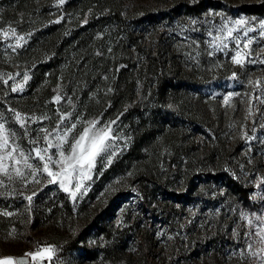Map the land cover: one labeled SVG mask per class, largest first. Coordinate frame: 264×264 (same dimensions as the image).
I'll list each match as a JSON object with an SVG mask.
<instances>
[{
  "label": "rangeland",
  "instance_id": "374dc122",
  "mask_svg": "<svg viewBox=\"0 0 264 264\" xmlns=\"http://www.w3.org/2000/svg\"><path fill=\"white\" fill-rule=\"evenodd\" d=\"M15 1L0 0V115L8 122V127L17 132L16 142L26 152L36 146L46 147L45 133L40 129H54L59 117L69 113L72 121L77 115L85 123L115 121L112 127L116 138L112 142L115 155L111 156V162L107 156L98 158L89 173L91 179L79 176L71 182L65 179L68 191L60 187L59 179L49 183L51 177L46 173L37 177L39 182H32V176L20 179L13 173L14 178L9 180L0 175L3 180L0 184V260L13 258V264L17 260L24 264H264V242H253L249 235L257 231L255 225L262 223L255 216L264 217V36L260 35L264 15L227 12L215 1L204 19V42L208 51L229 60L237 71L236 75L220 80L214 77L213 84L204 90L220 95L221 105L232 109L233 114L220 129L216 141L220 138L224 148L230 151L234 167L228 169L248 189L247 194L231 206L232 203L227 204L223 198L222 187H217L209 193L212 204L204 207L200 202L184 207L176 204L168 222L159 216V206L154 216L143 214L139 196L129 186L134 178L130 177L128 169H111L133 143V128L124 113L112 118L105 114L106 104L88 107V101H98L101 97L94 98L88 82L75 81L76 66L74 70L67 68L75 59V52L79 53L81 70L87 67L90 57L100 63L105 61L122 35L121 30L117 36L107 30L111 15L99 9L94 11L91 6H80L78 0H64L63 4L59 0H33L30 6L14 12ZM120 1L124 8L123 29L138 32L136 24L144 8L167 0ZM240 19L248 23L243 27L234 23L227 25L237 29L233 36H239L238 46L237 41L228 38L226 30L221 32L220 29L226 21ZM87 22L94 29L92 36L82 46H71L68 58H56L51 48H44V37L50 28L55 26L61 30L63 40H70L73 32ZM190 24L182 22V25ZM10 28L15 29L14 34ZM246 28L253 31L245 35ZM175 29L178 39L186 37V28L177 26ZM249 39L252 43L244 47ZM222 41L227 43V48L219 46ZM237 52L239 64L232 59ZM53 58L54 79L36 78L37 70ZM25 75L29 77L26 82ZM101 77L106 78L103 74ZM18 85H23V91L12 92V87ZM104 86L101 84L99 93L108 90ZM15 112L31 118L27 122V136L15 120ZM81 130L78 128V132ZM202 138L199 132L192 136L200 146ZM30 140L36 141L35 145ZM50 151L55 152V149ZM31 155L35 157V152ZM7 164L11 165L12 161L7 160ZM40 167L42 169L43 165ZM76 183L83 185V195L77 192L73 200L71 192L75 191ZM28 197H32L31 201ZM156 201H152V205H158L160 198ZM96 224L101 228L96 229ZM144 233L153 239L147 255L135 242V237ZM211 236H217L213 249L205 246Z\"/></svg>",
  "mask_w": 264,
  "mask_h": 264
},
{
  "label": "trees",
  "instance_id": "16d2710c",
  "mask_svg": "<svg viewBox=\"0 0 264 264\" xmlns=\"http://www.w3.org/2000/svg\"><path fill=\"white\" fill-rule=\"evenodd\" d=\"M215 1L227 12L264 15V0H167L144 8L136 24L137 32L123 29L124 8L120 0L77 3L109 13L107 30L116 36L121 30L122 35L105 61L100 63L90 57L87 67L81 70L79 53L75 52V59L67 68L74 70L76 66L75 81L88 82L94 98L101 97L88 101V107L106 104L105 114L112 118L124 113L133 128V143L111 169H128L134 178L129 186L138 194L143 214L154 216L159 206V216L168 222L176 204L178 207L191 202H200L203 207L212 204L209 193L217 187H222L223 198L231 206L244 198L248 190L228 169L234 166L224 141L220 138L216 141L220 129L230 120L232 109L221 105L220 95L204 90L213 84L214 77L220 80L237 74L229 60L211 55L204 42V19ZM32 3L33 0H16L13 11ZM186 21L192 24L182 25ZM177 26L186 28L184 39L176 37ZM79 29L70 40H63L61 30L50 28L44 37V48H51L56 58H68L71 46H82L94 31L89 22ZM54 60L40 67L36 78L53 80ZM101 84L108 87L103 94L99 93ZM194 132L203 135L201 146L192 139ZM158 197V205H152ZM100 228L96 224V229ZM140 236L135 237V242L147 255L153 239L148 233ZM207 240L208 248L217 245V236Z\"/></svg>",
  "mask_w": 264,
  "mask_h": 264
},
{
  "label": "snow or ice",
  "instance_id": "6c2138e0",
  "mask_svg": "<svg viewBox=\"0 0 264 264\" xmlns=\"http://www.w3.org/2000/svg\"><path fill=\"white\" fill-rule=\"evenodd\" d=\"M60 4L64 3V0H59ZM59 22V21H57ZM228 23H234L236 26L243 27L248 21L244 19L236 20L234 22L226 21L222 25L220 31H227L228 38L234 41H239V36H233V32L236 28L228 27ZM260 35L264 36V21H260ZM13 34L15 29L10 28ZM253 31L252 28L245 29V35L248 32ZM22 39V38H21ZM252 43L251 39L244 44V47H248ZM19 46V45H18ZM222 48H227V43L221 42L219 45ZM239 46V43H238ZM239 52L236 56H233V62L236 64L241 63ZM235 75V73L233 74ZM29 79L27 75L24 76V81ZM12 92L23 91V85L12 87ZM60 99L59 96L56 97ZM227 100V97H225ZM15 120L20 123V127L23 128L24 135H28V121L30 117H24L19 112H15ZM71 113L67 116L61 115L58 119L56 127L52 130L41 128L40 131L44 132L43 140L46 142V147L40 148L38 146L33 147L29 152H26L16 141L17 132L11 127H8V122L0 115V175L7 177L9 180L14 178L24 179L27 176H32V182H39L37 177L46 173L49 179V183H56L59 179L60 187L65 191L69 189L65 187L64 180L76 178L77 176L83 177L84 179H91L89 173L94 168L95 162L98 158L103 159L105 156L108 157L109 163L111 162V156L115 155L112 151L113 141L115 140L114 129L112 127L115 121L104 124L100 120H93L88 122H82L80 117L77 115L74 121L69 120ZM45 119L47 117H44ZM70 125V126H69ZM78 128H82L78 132ZM37 139H40L38 136ZM30 143L34 144L36 141L30 140ZM50 149H55V152H51ZM31 152H35V157L31 155ZM11 160L12 164L8 165L7 160ZM40 164L43 165L42 169ZM52 166L58 168V171H53ZM0 184H3V180H0ZM75 191L71 192L73 200L77 198V192H81L83 185L81 183L75 184ZM32 197H28L31 201ZM255 216V214H253ZM257 221H262L260 225H255L257 231L250 233V238L253 242H264V217L255 216ZM249 226L252 227L253 220H249ZM256 237H260L257 241ZM249 249L252 248V244L248 245ZM255 255V253H252ZM29 255V254H26ZM35 255V254H32ZM0 264H13V258H5L0 260ZM16 264H24V261L17 260Z\"/></svg>",
  "mask_w": 264,
  "mask_h": 264
},
{
  "label": "water",
  "instance_id": "95a60500",
  "mask_svg": "<svg viewBox=\"0 0 264 264\" xmlns=\"http://www.w3.org/2000/svg\"><path fill=\"white\" fill-rule=\"evenodd\" d=\"M37 261H38V262H44V260H42V259H37Z\"/></svg>",
  "mask_w": 264,
  "mask_h": 264
}]
</instances>
